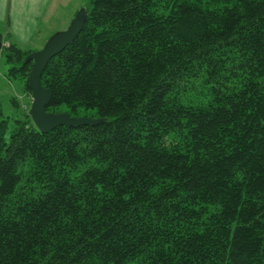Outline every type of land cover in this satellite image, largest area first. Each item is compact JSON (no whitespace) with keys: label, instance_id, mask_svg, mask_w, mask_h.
Masks as SVG:
<instances>
[{"label":"trees","instance_id":"16d2710c","mask_svg":"<svg viewBox=\"0 0 264 264\" xmlns=\"http://www.w3.org/2000/svg\"><path fill=\"white\" fill-rule=\"evenodd\" d=\"M41 81L46 109L0 122V264H264V0H89ZM7 77L35 51L0 28Z\"/></svg>","mask_w":264,"mask_h":264},{"label":"water","instance_id":"95a60500","mask_svg":"<svg viewBox=\"0 0 264 264\" xmlns=\"http://www.w3.org/2000/svg\"><path fill=\"white\" fill-rule=\"evenodd\" d=\"M86 15L85 8H81L66 29L51 35L42 48L31 52L26 58V61L32 62L28 76V86L32 96L29 115L41 132H48L60 125L79 127L95 125L104 121L102 118L71 116L67 112L54 113L48 111L46 107L51 100V91L41 81L42 73L49 60L76 38L83 27ZM2 48L3 43L0 41V54Z\"/></svg>","mask_w":264,"mask_h":264},{"label":"rangeland","instance_id":"374dc122","mask_svg":"<svg viewBox=\"0 0 264 264\" xmlns=\"http://www.w3.org/2000/svg\"><path fill=\"white\" fill-rule=\"evenodd\" d=\"M88 3L89 0H51L42 22H39V38L33 41L32 45L27 46L34 50L42 48L51 35L66 29L75 14ZM9 68L10 65L4 54L0 55V122L7 127L5 133L7 141L10 140L19 121L29 115L32 102L31 93L23 82L18 79L9 80L7 77Z\"/></svg>","mask_w":264,"mask_h":264},{"label":"crops","instance_id":"0c3cea01","mask_svg":"<svg viewBox=\"0 0 264 264\" xmlns=\"http://www.w3.org/2000/svg\"><path fill=\"white\" fill-rule=\"evenodd\" d=\"M50 1L0 0L1 30L23 46L32 45L39 38V22H42Z\"/></svg>","mask_w":264,"mask_h":264}]
</instances>
